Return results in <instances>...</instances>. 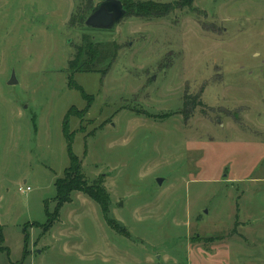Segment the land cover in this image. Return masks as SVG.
Here are the masks:
<instances>
[{"label": "rangeland", "instance_id": "1", "mask_svg": "<svg viewBox=\"0 0 264 264\" xmlns=\"http://www.w3.org/2000/svg\"><path fill=\"white\" fill-rule=\"evenodd\" d=\"M141 1L169 13L85 30L81 0H0V264H264V0ZM91 39L117 56L73 81ZM70 146L104 206L55 211Z\"/></svg>", "mask_w": 264, "mask_h": 264}, {"label": "trees", "instance_id": "2", "mask_svg": "<svg viewBox=\"0 0 264 264\" xmlns=\"http://www.w3.org/2000/svg\"><path fill=\"white\" fill-rule=\"evenodd\" d=\"M125 4L128 14H134L137 16H143L148 18H159L168 15L169 6L163 3L155 2V1H141V0H122ZM192 0H183L181 6H186L191 3ZM81 4L78 8L77 17L74 18L76 23L85 30H88L85 25V19L90 13L92 7L95 4V0H81ZM127 14V15H128ZM117 56V45L115 43L104 45L103 43H96L92 39L85 41L83 44L77 47V51L73 57L69 61L68 65V73L70 78L74 81V76L78 72H98L103 75L107 72L110 65L114 61ZM70 79V80H71ZM71 81V82H73ZM72 84V83H71ZM74 87H78V85H73ZM85 96L87 95L85 91H83ZM196 101L190 100L189 97H186L184 105V114L186 118L191 116L194 109L196 108ZM201 103V101H200ZM199 103V104H200ZM191 105V108H190ZM72 109L69 111V115L72 114ZM68 115V116H69ZM66 135L71 141V135L66 132ZM71 145V142H70ZM70 165L65 170L64 176L60 177L56 181L57 194L55 197L57 206L56 212H59L60 208L67 202H69L71 198V193L73 191H82L92 198L100 201V203L105 204L107 202V197L104 195L102 190L97 188L94 184H90L88 180L85 178V175L82 171L81 159L75 155L70 146ZM104 206V205H103ZM50 217V216H49ZM52 220L49 219L48 227L50 226ZM47 227V228H48ZM0 239L4 240V233L0 230Z\"/></svg>", "mask_w": 264, "mask_h": 264}, {"label": "water", "instance_id": "3", "mask_svg": "<svg viewBox=\"0 0 264 264\" xmlns=\"http://www.w3.org/2000/svg\"><path fill=\"white\" fill-rule=\"evenodd\" d=\"M128 14V10L122 0H99L94 4L85 19L84 25L89 30H114L117 24ZM17 83L15 72L9 81L10 85ZM162 177L157 178L161 185ZM207 212V211H206Z\"/></svg>", "mask_w": 264, "mask_h": 264}, {"label": "built area", "instance_id": "4", "mask_svg": "<svg viewBox=\"0 0 264 264\" xmlns=\"http://www.w3.org/2000/svg\"><path fill=\"white\" fill-rule=\"evenodd\" d=\"M22 191H25L26 189L25 188H23V187H21L20 188ZM27 189H29V187H27Z\"/></svg>", "mask_w": 264, "mask_h": 264}]
</instances>
